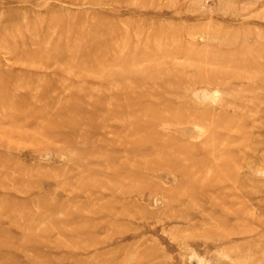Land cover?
Wrapping results in <instances>:
<instances>
[{"label":"rangeland","instance_id":"obj_1","mask_svg":"<svg viewBox=\"0 0 264 264\" xmlns=\"http://www.w3.org/2000/svg\"><path fill=\"white\" fill-rule=\"evenodd\" d=\"M0 264H264V0H0Z\"/></svg>","mask_w":264,"mask_h":264}]
</instances>
